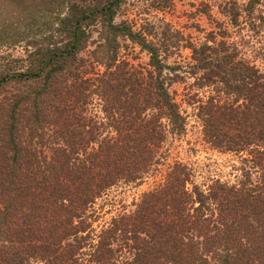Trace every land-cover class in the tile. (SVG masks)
Returning a JSON list of instances; mask_svg holds the SVG:
<instances>
[{
	"label": "trees",
	"instance_id": "obj_1",
	"mask_svg": "<svg viewBox=\"0 0 264 264\" xmlns=\"http://www.w3.org/2000/svg\"><path fill=\"white\" fill-rule=\"evenodd\" d=\"M125 2L0 0V44L25 42L24 56L0 67V232L18 243L0 264H264V72L224 26L195 44L168 23L118 21ZM257 2L247 3L255 29ZM222 10L239 24L236 0ZM183 46L191 61L168 64ZM139 53L148 60L136 62ZM184 67L215 92L190 99L205 139L247 152L260 175L203 189L177 162L95 235L96 200L121 180H141L168 134L185 131L171 90Z\"/></svg>",
	"mask_w": 264,
	"mask_h": 264
},
{
	"label": "rangeland",
	"instance_id": "obj_2",
	"mask_svg": "<svg viewBox=\"0 0 264 264\" xmlns=\"http://www.w3.org/2000/svg\"><path fill=\"white\" fill-rule=\"evenodd\" d=\"M226 1L229 0H126L117 20L128 18L138 23L150 22L156 25L168 23L173 29L181 31L187 41L195 44L207 41L208 33L212 30L218 31L219 26L222 25L228 31L229 39L238 43L242 54L264 72V0H258L251 15L256 17L255 24H258L256 27L258 29L253 28L246 20L251 14L247 10L249 0H236L241 10L238 25H233L230 18L222 12V5ZM7 14H10V11ZM24 43H1L0 67H3V63L5 64L7 60L24 56ZM131 55L134 53L129 54ZM138 55L136 62L148 60L146 53ZM190 57L191 50L183 46L176 50L167 62L171 65H185L191 61ZM177 71L180 77L173 82L171 90L175 91L181 111L186 115V129L180 135L168 134L160 154L156 156L155 162L141 180L137 182L121 180L96 200L88 211L90 215L88 222L94 229L95 235L113 219L135 210L142 196L158 188L177 162L184 163L190 169L191 181L203 189L215 179L229 184L237 183L245 171L252 172V178L260 175L261 170L253 167V163L249 160L251 156L247 152L223 150L205 139L197 101L190 99L196 94L199 97H207L215 92L212 87L198 88L195 76L190 73L188 67ZM220 97L223 98V93H220ZM96 103L98 102H95L92 111L101 117V106ZM7 238L5 232H0V255L5 251L16 250L17 246L13 247V245L15 243L18 245L17 241L14 240L11 244L5 240ZM94 238L96 241L97 238ZM15 261L12 260L9 264H20ZM23 264H45V262L39 257H31Z\"/></svg>",
	"mask_w": 264,
	"mask_h": 264
}]
</instances>
